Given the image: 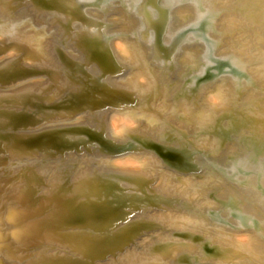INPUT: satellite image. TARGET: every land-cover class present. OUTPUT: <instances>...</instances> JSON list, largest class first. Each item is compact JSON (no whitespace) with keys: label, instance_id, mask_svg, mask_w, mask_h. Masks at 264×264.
I'll use <instances>...</instances> for the list:
<instances>
[{"label":"bare ground","instance_id":"obj_1","mask_svg":"<svg viewBox=\"0 0 264 264\" xmlns=\"http://www.w3.org/2000/svg\"><path fill=\"white\" fill-rule=\"evenodd\" d=\"M31 1L81 20L0 0V264H264V0Z\"/></svg>","mask_w":264,"mask_h":264},{"label":"rangeland","instance_id":"obj_2","mask_svg":"<svg viewBox=\"0 0 264 264\" xmlns=\"http://www.w3.org/2000/svg\"><path fill=\"white\" fill-rule=\"evenodd\" d=\"M17 1H18V0H16L15 4H17ZM106 1H107V3H108V0H106ZM153 1H154L153 3H154L155 5L158 4V2L161 3V4L163 3V0H153ZM10 3H12V5H13V2H12V1H10ZM145 3H146V2H145ZM153 3H152V4H153ZM148 4H149V6H153V5H154V4H153V5H150L149 2H148ZM98 5H99V7H100V6H101V7L103 6V4H98ZM161 6H162V5H161ZM11 7H12V6H11ZM92 9H94V8H92ZM168 9H169V6L167 7V6L165 5V10H163V12H164L163 15H164V16H163V20H162V31H161V33H164V29L166 28V26H167V22H168V20H169V19H168V14H167ZM13 10H14V9H13ZM21 10H22V9H21ZM87 10H88V9H87ZM87 10L85 11L86 15L91 16V15L88 14ZM19 11H20V10H19ZM96 11H97V9H96ZM98 11H99V10H98ZM165 11H166V12H165ZM36 15H38V14H36ZM42 15H45V14H42ZM42 15H38V16H42ZM45 16H47V15H45ZM80 24H81V23H80ZM190 27H191V25L189 26V24H188V25H186L185 27H182V28L177 29V30H176V33L174 34V37L177 38V36H178V34L180 33L181 30H183V29H184V30H186V29H190ZM78 29H79V27H78ZM93 31H94V30H91L90 34H93V33H94ZM187 33H188V32H187ZM174 37H173V39H174ZM162 38H163V34H162ZM162 38H161V39H162ZM188 38H189L188 36L183 37V39H181V42H179V44L177 45V47H178V48H179L180 46H181V47H184V45H185V47H188V46L190 45V41L187 40ZM161 43H162V42H161ZM164 44L166 45V43H164ZM178 48H177V49H178ZM173 53L176 54L177 51H175V52H173ZM173 55H174V54H173ZM84 63H85V62H84ZM87 65H88V62H87ZM92 65H93V64H90L89 66H92ZM67 72H68V71H67ZM205 73H206V72H205ZM201 76H204V74L200 75V77H201ZM194 79H195V78L192 79V82H193V83H195ZM188 81H189V79H188ZM188 81H186L185 84H186ZM201 81L203 82L204 80H201ZM195 84H196V83H195ZM56 100H57V99H56ZM83 112H84V110L78 111L77 115H80V114L83 113ZM77 115H76V116H77ZM139 135H140L141 137H144V136H142L141 134H139ZM66 138H68V139L72 142V138H70L68 135L66 136ZM132 143H133V142H132ZM133 144H135V145H134L135 147L137 146V145H136L137 143H133ZM130 145H132V144L130 143ZM132 146H133V145H132ZM134 146H133V147H134ZM135 147H134V148H135ZM129 149H130V151H132L131 147H130ZM80 152H81L82 154H84V155L86 154V156H87V155H88V156H94V155H95L94 153H88V151H87L86 149L80 150ZM126 152H127V151H126ZM126 152H125V153H126ZM148 153H150V151H148ZM78 156H80V155H78ZM110 156H113V154H111ZM80 157H82V155H81ZM198 175H199V174H198ZM199 177H200L201 179H203L202 174L199 175ZM207 177L209 178V176H207ZM210 182H212V180H208V181L206 182V184H208V183H210ZM122 183H125V182L122 181ZM128 184H132V182H131V183L128 182ZM250 222H252V221H250ZM156 228H157V227H156ZM156 228H155L154 230H153V229H150V230H152V231H158V230H160V229H156ZM170 231H171V232H170ZM167 232H170V233H171V234H170L171 237H173V236L176 237V236H177V234H176L175 231H173L174 233L172 232V230H169V231H167ZM195 236H197V235L195 234Z\"/></svg>","mask_w":264,"mask_h":264},{"label":"water","instance_id":"obj_3","mask_svg":"<svg viewBox=\"0 0 264 264\" xmlns=\"http://www.w3.org/2000/svg\"><path fill=\"white\" fill-rule=\"evenodd\" d=\"M25 1H27L30 5H31V8L32 9H34V10H37V11H52V10H55V11H57L58 13H60V14H64L65 16H68V18L67 19H69V20H74L76 17H71V15L69 16V15H67V10H62V9H60V8H41L40 7V5H35L31 0H25ZM77 20H81V19H79V18H76Z\"/></svg>","mask_w":264,"mask_h":264}]
</instances>
